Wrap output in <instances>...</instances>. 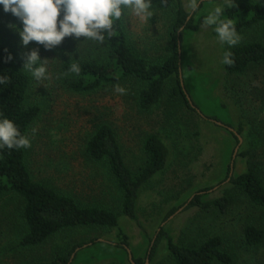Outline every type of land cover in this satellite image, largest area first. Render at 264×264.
I'll use <instances>...</instances> for the list:
<instances>
[{
    "label": "rangeland",
    "instance_id": "1",
    "mask_svg": "<svg viewBox=\"0 0 264 264\" xmlns=\"http://www.w3.org/2000/svg\"><path fill=\"white\" fill-rule=\"evenodd\" d=\"M241 1L264 2L235 0ZM182 2L184 5L186 0ZM219 2L207 0L196 18L207 15ZM176 6L177 0H160L153 6V17L146 21L123 18L128 45L149 63L163 61L172 50ZM10 24L22 27L0 6V41L18 51L23 68L34 48L39 49L41 59H47V79L32 78L27 94V102L41 109L29 128L31 146L26 148L27 164L34 179L48 183L83 206L113 211L119 227L66 229L41 245L24 246L20 243L25 232L22 203L16 196L0 195V264H48L58 255L69 254L70 264H133L129 252L133 260H145L150 238L156 236L167 211L181 207L196 191L209 186L215 188L206 199L226 196L230 201L228 209L220 212L181 207L164 222L166 234L175 243L186 246L220 236L232 264H264V236L260 244L250 246L244 234L249 225L264 231V211L255 207L242 190L222 182L235 151V174L253 170L264 181V66L254 65L246 74L229 75L222 62L229 46L218 40L214 26L202 24L200 30H186L179 42L182 81L195 109L188 107L181 93H173L178 89L174 75L167 81L160 103L147 112L139 106L143 83L136 79L107 84L86 94L69 88L75 77L66 71L65 63L83 59L104 62L105 43L67 37L52 50H45L36 42L25 47ZM240 37L238 44L253 40L264 43V24ZM117 85L125 88L126 93H116ZM210 115L217 116L220 125L206 118ZM102 123L115 130L124 160L133 172L144 163L142 139L147 134H157L170 148L166 167L142 187L137 204L142 227L122 213L123 191L106 163H94L86 153L87 138ZM240 127L242 133L238 132ZM32 129H36L34 134ZM232 131L241 141L234 138ZM246 151L248 155H240ZM120 231L129 238V251L117 245L121 243ZM93 239L95 244L74 250L76 244ZM146 263L173 264L166 237L152 261L145 260Z\"/></svg>",
    "mask_w": 264,
    "mask_h": 264
},
{
    "label": "trees",
    "instance_id": "2",
    "mask_svg": "<svg viewBox=\"0 0 264 264\" xmlns=\"http://www.w3.org/2000/svg\"><path fill=\"white\" fill-rule=\"evenodd\" d=\"M159 1L153 0V6ZM206 1L202 0L198 12ZM198 12L187 14L182 0H177L175 21L171 32L172 50L159 63H149L143 57L138 56L127 43L123 19L116 22L117 35L105 42L106 60L104 62L77 60L81 73L79 75L72 73L75 78L69 82V88L75 93L86 94L107 84L116 85L129 79H136L143 83L139 91V106L143 111L149 112L160 103L167 81L175 75L178 89H174L173 93L175 95L181 93L188 107L195 109L184 90L182 45L178 42L183 40L186 30H200L204 16L197 19ZM11 16L20 24L15 16L12 14ZM225 16L234 20L237 32L243 35L264 24V2H237L232 8L226 9ZM226 51L232 53L234 61L232 65L224 64V71L229 75L239 76L249 72L254 65L264 66V43L260 41H244ZM9 54L14 59L6 62ZM72 62L65 63L67 72ZM0 75L9 76V83L0 85V113L14 120L21 133L28 135L30 126L41 112L39 105L27 102L32 77L19 63L18 51L10 44L1 41ZM206 118L220 125V119L217 116L210 115ZM238 132L242 133V127ZM232 133L239 141L238 135L233 131ZM116 137V132L110 124H100L86 140V153L92 162L106 163L110 174L123 191L122 213L142 227L137 213L142 187L166 167L170 148L157 134H147L142 139L144 163L136 172H133L124 160ZM248 154L247 151L240 153L244 156ZM234 159L233 155L226 177L222 182H229L242 190L255 207L264 211V181L253 170L235 174L231 168ZM213 188L215 187L209 186L199 189L181 207L186 209L197 207L204 211L212 208L225 212L230 205L228 197L206 199ZM0 195L16 196L22 203L25 232L21 236L20 243L24 246L41 245L52 235L66 229L91 226L111 229L119 227L118 216L113 211L103 207L83 206L73 197L60 193L48 183L34 179L27 164L26 148L0 150ZM181 207H173L167 211L162 225L155 233L156 236L153 239L150 238L145 260L152 261L158 252L160 243L166 237L173 264H232V257L224 250L220 236H212L200 244L186 246L175 243L173 238L166 234L164 222ZM244 231L248 245L256 246L262 242L264 236L262 229L249 225ZM118 236H120L121 243L117 245L128 250L130 247L128 236L122 231L118 233ZM95 242V239L91 242H80L75 245L74 250L95 244ZM145 260L134 257L135 264H145ZM70 263L71 254L58 255L48 264Z\"/></svg>",
    "mask_w": 264,
    "mask_h": 264
},
{
    "label": "clouds",
    "instance_id": "3",
    "mask_svg": "<svg viewBox=\"0 0 264 264\" xmlns=\"http://www.w3.org/2000/svg\"><path fill=\"white\" fill-rule=\"evenodd\" d=\"M166 2V0H165ZM202 0H186L183 7L187 14L198 12ZM236 5L235 0H221L207 11L203 17L204 26H214L218 40L229 48L239 43L241 37L232 18L225 16L226 9ZM4 12H10L22 25L10 24L18 32L22 44L30 42L43 45L45 50H52L61 45L67 37L79 40H91L104 44L107 39L117 35L116 22L123 18L135 17L141 22L153 17V0H0ZM69 56L72 54L69 53ZM9 54L6 62L13 60ZM47 59H41L38 48L27 55L24 70L36 81L47 79ZM232 65V53L226 51L223 61ZM70 73L79 75L78 62L70 64ZM9 83V76L0 75V85ZM116 93L125 94L126 89L117 85ZM36 129H32L34 134ZM31 146L28 135L22 134L16 122L0 113V150L5 148L23 149Z\"/></svg>",
    "mask_w": 264,
    "mask_h": 264
},
{
    "label": "water",
    "instance_id": "4",
    "mask_svg": "<svg viewBox=\"0 0 264 264\" xmlns=\"http://www.w3.org/2000/svg\"><path fill=\"white\" fill-rule=\"evenodd\" d=\"M178 44H179V42H178ZM188 99L190 100V102H191V104H192V101H191V99H190V97L188 96ZM193 105V104H192ZM194 106V105H193ZM238 139H239V137H238ZM240 140V139H239ZM241 141V140H240ZM236 152L237 151H235V154H234V157H235V155H236ZM233 166H234V163L232 162V164H231V168L233 169ZM129 257H130V259H131V261H132V263L133 264H135V262H134V260H133V257H132V254L129 252ZM147 264V263H146Z\"/></svg>",
    "mask_w": 264,
    "mask_h": 264
},
{
    "label": "flooded vegetation",
    "instance_id": "5",
    "mask_svg": "<svg viewBox=\"0 0 264 264\" xmlns=\"http://www.w3.org/2000/svg\"><path fill=\"white\" fill-rule=\"evenodd\" d=\"M129 251V250H128Z\"/></svg>",
    "mask_w": 264,
    "mask_h": 264
}]
</instances>
